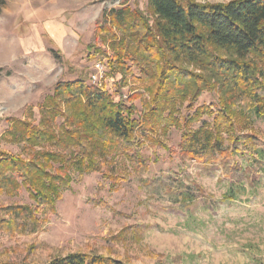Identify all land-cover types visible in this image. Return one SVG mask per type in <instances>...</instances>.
<instances>
[{"label":"trees","instance_id":"1","mask_svg":"<svg viewBox=\"0 0 264 264\" xmlns=\"http://www.w3.org/2000/svg\"><path fill=\"white\" fill-rule=\"evenodd\" d=\"M94 36L100 47H86L89 60L105 63L107 75L119 77L117 92L131 84L133 93L115 100L103 85L58 82L37 123L31 121V106L24 120H10L3 139L22 152L0 150V196L13 197L24 188L31 205L0 206V237L41 232L62 191L82 174H99L111 188L133 175L147 197L188 217L195 209L211 208L209 195L189 177L141 178L148 169L141 155L145 141L215 167L221 180L241 184L251 173L257 182L264 137L247 130L253 120L264 122V0H148L146 11L110 9L97 21ZM204 92L215 94V107H193ZM203 117L210 121L201 123ZM171 129L180 132L176 149L164 141ZM233 199L231 192L222 197ZM148 227L136 225L129 229L133 237L122 231L111 241L131 247ZM118 254L114 248L104 254L78 250L45 264H139L131 262L135 255Z\"/></svg>","mask_w":264,"mask_h":264},{"label":"rangeland","instance_id":"2","mask_svg":"<svg viewBox=\"0 0 264 264\" xmlns=\"http://www.w3.org/2000/svg\"><path fill=\"white\" fill-rule=\"evenodd\" d=\"M121 6L146 11L148 0H4L0 4V150L21 154V146L3 139L10 120H24L25 109L31 106V121L37 123L40 107L58 82L103 85L115 100L121 96L125 101L133 93L131 84L117 92L119 77L107 75L102 62V81L93 84L90 79L98 61L89 60L86 47H100L94 36L96 23ZM134 105L141 112L139 101ZM201 105L215 107V94L204 92L193 107ZM209 121L203 117L201 123ZM247 131L264 137V122L253 120ZM179 140L176 129L164 139L173 149ZM141 155L148 166L142 179L189 177L209 195L211 208L195 209L188 217L168 210L162 200L147 197L133 175L117 188L99 174L75 175L41 232L0 237V264H45L74 251L104 254L107 248L116 249L120 258L135 255L131 262L139 264H264V153L257 182L249 173L241 184L221 180L215 167L169 155L147 141ZM239 159L246 168L245 159ZM227 192L233 200H222ZM9 204L31 205V201L21 188L16 196H0V206ZM139 224L149 226L142 229L140 242L131 241L130 247L128 242L111 241L122 231L133 237L129 229Z\"/></svg>","mask_w":264,"mask_h":264},{"label":"built area","instance_id":"3","mask_svg":"<svg viewBox=\"0 0 264 264\" xmlns=\"http://www.w3.org/2000/svg\"><path fill=\"white\" fill-rule=\"evenodd\" d=\"M93 74L90 76L91 82L96 84L97 82L100 83L103 79V65L100 62H96L93 65ZM113 80V79H111Z\"/></svg>","mask_w":264,"mask_h":264}]
</instances>
